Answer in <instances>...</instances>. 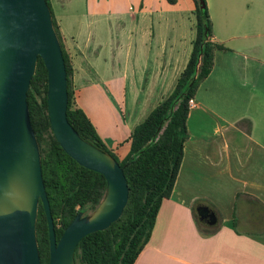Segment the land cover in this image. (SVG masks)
<instances>
[{
    "label": "crops",
    "instance_id": "crops-1",
    "mask_svg": "<svg viewBox=\"0 0 264 264\" xmlns=\"http://www.w3.org/2000/svg\"><path fill=\"white\" fill-rule=\"evenodd\" d=\"M48 1L73 62L74 96L84 110L89 86L82 53L65 28L61 0ZM206 6L211 40L224 48L215 52L192 98L189 137L172 192L134 264H264V0H206ZM194 24L168 52L157 51L155 68L139 81L134 70L129 92L119 94L121 120L130 123L127 137L172 91L190 55ZM121 77L128 81L125 71ZM122 148L125 154L128 143ZM200 205L215 212V223L200 220L194 211Z\"/></svg>",
    "mask_w": 264,
    "mask_h": 264
},
{
    "label": "trees",
    "instance_id": "trees-1",
    "mask_svg": "<svg viewBox=\"0 0 264 264\" xmlns=\"http://www.w3.org/2000/svg\"><path fill=\"white\" fill-rule=\"evenodd\" d=\"M166 2L175 4L177 0ZM47 3L50 7L48 0ZM194 5V38L190 55L172 91L134 126L127 139L112 149L107 148L76 101L71 82L73 62L51 10L67 75V119L83 139L107 151L118 161L129 188L128 201L120 218L108 228L87 234L78 242L75 249L77 264H134L151 236L162 201L172 192L184 143L189 137L186 128L189 100L210 73L215 52L224 48L211 40L212 23L206 0H194ZM46 93L47 70L39 57L27 91V104L40 146L42 177L58 240L64 227L79 211L97 207L104 195L106 181L102 174L80 165L61 148L49 123ZM126 142L128 149L120 157L117 150ZM36 236L40 262L48 264V228L41 202L36 217Z\"/></svg>",
    "mask_w": 264,
    "mask_h": 264
},
{
    "label": "water",
    "instance_id": "water-1",
    "mask_svg": "<svg viewBox=\"0 0 264 264\" xmlns=\"http://www.w3.org/2000/svg\"><path fill=\"white\" fill-rule=\"evenodd\" d=\"M39 57L47 70V114L55 139L77 163L106 181L97 207L88 215L79 211L58 240L27 104ZM67 102L64 58L47 0H0V264H41L36 236L40 202L48 228V264H77L78 242L108 228L127 204L129 188L122 167L72 127ZM197 212L200 220L216 222L208 206L200 205Z\"/></svg>",
    "mask_w": 264,
    "mask_h": 264
},
{
    "label": "rangeland",
    "instance_id": "rangeland-1",
    "mask_svg": "<svg viewBox=\"0 0 264 264\" xmlns=\"http://www.w3.org/2000/svg\"><path fill=\"white\" fill-rule=\"evenodd\" d=\"M61 2L65 28L82 53L88 76L83 108L107 148L112 149L127 137L130 126L121 120L118 103L123 96L119 94L124 95L125 88L129 92L134 70L139 81L145 72L147 75L155 68L157 51L168 52L171 44L186 35L195 21L191 12L194 0H177L176 4L166 0ZM124 71L126 82L121 77ZM120 148L117 153L122 157L126 149ZM92 211L82 212L88 215Z\"/></svg>",
    "mask_w": 264,
    "mask_h": 264
},
{
    "label": "built area",
    "instance_id": "built-area-1",
    "mask_svg": "<svg viewBox=\"0 0 264 264\" xmlns=\"http://www.w3.org/2000/svg\"><path fill=\"white\" fill-rule=\"evenodd\" d=\"M195 105V101L193 99H190L189 100V103H188V108L190 109L191 107H193Z\"/></svg>",
    "mask_w": 264,
    "mask_h": 264
}]
</instances>
